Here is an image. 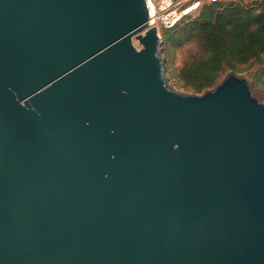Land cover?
Returning <instances> with one entry per match:
<instances>
[{"label": "water", "instance_id": "1", "mask_svg": "<svg viewBox=\"0 0 264 264\" xmlns=\"http://www.w3.org/2000/svg\"><path fill=\"white\" fill-rule=\"evenodd\" d=\"M161 42L149 0H0V264H264V101Z\"/></svg>", "mask_w": 264, "mask_h": 264}, {"label": "trees", "instance_id": "2", "mask_svg": "<svg viewBox=\"0 0 264 264\" xmlns=\"http://www.w3.org/2000/svg\"><path fill=\"white\" fill-rule=\"evenodd\" d=\"M189 13L172 26L163 27L165 40L174 41L175 46L190 40L198 46L170 73L174 83L199 93L213 86L221 72L250 69L252 63L263 60L264 0H204L194 25L181 31L178 22ZM251 75L255 85L264 88V68L255 69Z\"/></svg>", "mask_w": 264, "mask_h": 264}, {"label": "rangeland", "instance_id": "3", "mask_svg": "<svg viewBox=\"0 0 264 264\" xmlns=\"http://www.w3.org/2000/svg\"><path fill=\"white\" fill-rule=\"evenodd\" d=\"M243 3L251 2L252 0H239ZM204 3V0H200L198 3H193L191 5V11L189 13L190 16H186L182 18L178 23V29L181 26L183 30H187L188 28L192 27L194 25V17L198 15V13L201 11L202 4ZM254 4V3H253ZM212 6V5H211ZM162 42H161V52L162 55L164 56L165 59V64H166V72L168 75V80L169 82L174 86V88L178 89L179 91L182 92H194L193 89L183 86L181 83H174V80L170 78V73L174 72V69L176 67H179L182 63V60L189 54L191 51H196L198 49L197 43L195 40H190L186 43H183L182 45L175 46V42L171 40H165L164 34H163V27L159 29ZM179 31V33L181 32ZM264 68V56L263 60L261 61H256L252 63L250 69H238L235 70L239 73H246L248 74L251 79H252V91L253 93L259 97L261 100L264 101V88L261 87L260 85H255L253 81V76L251 73L255 69H262ZM224 75V72H221L219 75L217 81Z\"/></svg>", "mask_w": 264, "mask_h": 264}, {"label": "built area", "instance_id": "4", "mask_svg": "<svg viewBox=\"0 0 264 264\" xmlns=\"http://www.w3.org/2000/svg\"><path fill=\"white\" fill-rule=\"evenodd\" d=\"M152 20L160 29L175 24L183 14L191 11V5L200 0H151ZM189 2V3H187Z\"/></svg>", "mask_w": 264, "mask_h": 264}, {"label": "bare ground", "instance_id": "5", "mask_svg": "<svg viewBox=\"0 0 264 264\" xmlns=\"http://www.w3.org/2000/svg\"><path fill=\"white\" fill-rule=\"evenodd\" d=\"M149 2H150V6L152 7V4H153V3H152V1H151V0H149Z\"/></svg>", "mask_w": 264, "mask_h": 264}]
</instances>
